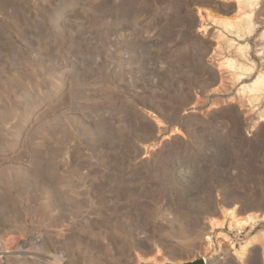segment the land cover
Segmentation results:
<instances>
[{
  "label": "rangeland",
  "instance_id": "374dc122",
  "mask_svg": "<svg viewBox=\"0 0 264 264\" xmlns=\"http://www.w3.org/2000/svg\"><path fill=\"white\" fill-rule=\"evenodd\" d=\"M222 1L0 0V264H264V0Z\"/></svg>",
  "mask_w": 264,
  "mask_h": 264
},
{
  "label": "bare ground",
  "instance_id": "6f19581e",
  "mask_svg": "<svg viewBox=\"0 0 264 264\" xmlns=\"http://www.w3.org/2000/svg\"><path fill=\"white\" fill-rule=\"evenodd\" d=\"M241 5V4H240ZM234 16V15H233ZM235 17L224 18L222 21L224 24L233 25L235 23ZM259 85V80L252 82L248 89L251 92L257 91ZM261 118H264V112L260 115ZM253 219L251 217H246L239 213L236 206L228 207L223 209L219 217H215L212 220V229L215 227H220L222 225L228 224L230 228H240L247 223L251 222ZM208 249L213 253L217 252H228L231 251L232 254L242 259L246 254L248 245L243 244L239 248L236 247L233 241H225L221 238L220 235L209 234L207 237Z\"/></svg>",
  "mask_w": 264,
  "mask_h": 264
},
{
  "label": "water",
  "instance_id": "95a60500",
  "mask_svg": "<svg viewBox=\"0 0 264 264\" xmlns=\"http://www.w3.org/2000/svg\"><path fill=\"white\" fill-rule=\"evenodd\" d=\"M215 3L217 4H223V5H225V6H230L229 4V2H225V1H222V0H215ZM233 5H234V7L231 9V10H226L225 11V13L226 14H228V15H233V14H235L236 13V11H237V4L235 3V2H233ZM211 52H212V49H211ZM190 264H204V261H203V259H197V260H195V261H193V262H191Z\"/></svg>",
  "mask_w": 264,
  "mask_h": 264
},
{
  "label": "built area",
  "instance_id": "2783aa9c",
  "mask_svg": "<svg viewBox=\"0 0 264 264\" xmlns=\"http://www.w3.org/2000/svg\"><path fill=\"white\" fill-rule=\"evenodd\" d=\"M243 230V229H242ZM242 230H239V233H242ZM203 259V258H202ZM203 261H204V264L207 262V260H204L203 259Z\"/></svg>",
  "mask_w": 264,
  "mask_h": 264
},
{
  "label": "crops",
  "instance_id": "0c3cea01",
  "mask_svg": "<svg viewBox=\"0 0 264 264\" xmlns=\"http://www.w3.org/2000/svg\"><path fill=\"white\" fill-rule=\"evenodd\" d=\"M252 243H255V240H254V238H253V240H252ZM251 245H252V244H251ZM251 245H250V246H251Z\"/></svg>",
  "mask_w": 264,
  "mask_h": 264
}]
</instances>
